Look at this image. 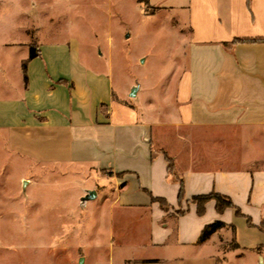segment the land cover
Wrapping results in <instances>:
<instances>
[{
  "label": "crops",
  "instance_id": "obj_1",
  "mask_svg": "<svg viewBox=\"0 0 264 264\" xmlns=\"http://www.w3.org/2000/svg\"><path fill=\"white\" fill-rule=\"evenodd\" d=\"M148 4L186 15L188 25L178 33L187 62L163 120L118 96L109 69L85 62L80 43L46 40L35 42L22 91L0 98V131L11 150L77 166L101 186L89 199L116 214L122 264H217L220 237L256 254L264 247V0ZM165 152L183 180L182 200ZM211 192L240 214L218 212L211 200L200 215L189 200ZM217 220L225 225L201 241Z\"/></svg>",
  "mask_w": 264,
  "mask_h": 264
},
{
  "label": "rangeland",
  "instance_id": "obj_2",
  "mask_svg": "<svg viewBox=\"0 0 264 264\" xmlns=\"http://www.w3.org/2000/svg\"><path fill=\"white\" fill-rule=\"evenodd\" d=\"M180 30L188 32L186 15L144 0H0V98L22 91L32 43L70 40L81 44L85 62L109 69L126 103L162 118L172 111L178 70L187 62ZM10 145L0 131V264H122L127 248L114 230L116 214L99 199L83 204L101 186L77 166L37 164ZM219 242L217 264H264V247L255 254Z\"/></svg>",
  "mask_w": 264,
  "mask_h": 264
},
{
  "label": "trees",
  "instance_id": "obj_3",
  "mask_svg": "<svg viewBox=\"0 0 264 264\" xmlns=\"http://www.w3.org/2000/svg\"><path fill=\"white\" fill-rule=\"evenodd\" d=\"M144 1L147 4L149 3V0H144ZM38 55H39V49L37 48V46H35L34 43H32L30 55H29L28 59L23 62V68L25 70V75H24L25 76V80H27L26 68H27L28 60H30V59L38 56ZM164 154H165L166 160L168 162L169 172L175 175L176 173H175V166H174L173 158L166 152ZM176 178L179 180L180 185H181L179 198L182 200L183 197H184L183 180L178 178L177 176H176ZM153 200L159 201L161 206L164 209H166V210H168L170 208L169 204L167 203L166 199H164V198L153 197ZM211 200H215L216 201V209H217L218 212H223L225 209H227L229 207H234V208L237 209V213L240 214L239 208H237V206H235V204L233 203L232 199L230 197H228L227 195H224V194H221V193H218V192H211V193H207V194L194 195L189 200V202L195 203L197 205L198 213L200 215H202V214H204V212L206 210V204L209 201H211ZM184 212H185L184 209H178L177 210L178 214H182ZM224 225H225V223L222 222V221H219V220L206 225L205 228L202 231L200 240L204 241V240L208 239L213 232H215L219 228L223 227Z\"/></svg>",
  "mask_w": 264,
  "mask_h": 264
},
{
  "label": "water",
  "instance_id": "obj_4",
  "mask_svg": "<svg viewBox=\"0 0 264 264\" xmlns=\"http://www.w3.org/2000/svg\"><path fill=\"white\" fill-rule=\"evenodd\" d=\"M138 88H139V84L133 86L132 89H131V91H130V93H129V95H130L131 97H135V96L137 95V90H138ZM95 195H96V192H95V191H91V197H93V196H95ZM91 197H87V198H85V199H89V198H91ZM82 263H83V259H81V264H82Z\"/></svg>",
  "mask_w": 264,
  "mask_h": 264
}]
</instances>
